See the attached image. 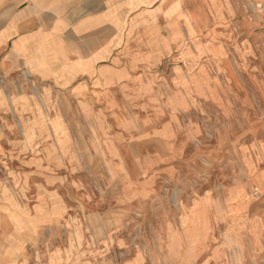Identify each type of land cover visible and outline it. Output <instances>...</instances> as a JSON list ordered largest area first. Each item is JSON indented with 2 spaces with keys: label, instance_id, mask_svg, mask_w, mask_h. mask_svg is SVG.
Returning <instances> with one entry per match:
<instances>
[{
  "label": "rangeland",
  "instance_id": "obj_1",
  "mask_svg": "<svg viewBox=\"0 0 264 264\" xmlns=\"http://www.w3.org/2000/svg\"><path fill=\"white\" fill-rule=\"evenodd\" d=\"M131 46L138 100L0 86V264H264V0H171Z\"/></svg>",
  "mask_w": 264,
  "mask_h": 264
},
{
  "label": "crops",
  "instance_id": "obj_2",
  "mask_svg": "<svg viewBox=\"0 0 264 264\" xmlns=\"http://www.w3.org/2000/svg\"><path fill=\"white\" fill-rule=\"evenodd\" d=\"M170 3L0 0V86L26 78L41 85L44 101H52L57 92L82 111H89L98 99L110 107L117 96L141 99L139 86L146 90L148 83L133 71L144 65L152 68L157 54L152 48L142 52L131 45ZM229 224L228 232L236 230L239 237L250 240L254 222L232 219ZM191 225L186 222L183 229H194Z\"/></svg>",
  "mask_w": 264,
  "mask_h": 264
}]
</instances>
